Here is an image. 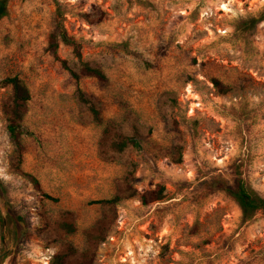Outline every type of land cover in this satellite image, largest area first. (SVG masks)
Returning <instances> with one entry per match:
<instances>
[{
  "label": "rangeland",
  "instance_id": "374dc122",
  "mask_svg": "<svg viewBox=\"0 0 264 264\" xmlns=\"http://www.w3.org/2000/svg\"><path fill=\"white\" fill-rule=\"evenodd\" d=\"M4 1L0 81L30 98L19 151L0 86V264H264V212L245 220L210 186L239 177L264 197V0ZM58 3L104 78L75 79L48 48ZM115 130L140 147L113 151Z\"/></svg>",
  "mask_w": 264,
  "mask_h": 264
},
{
  "label": "trees",
  "instance_id": "16d2710c",
  "mask_svg": "<svg viewBox=\"0 0 264 264\" xmlns=\"http://www.w3.org/2000/svg\"><path fill=\"white\" fill-rule=\"evenodd\" d=\"M6 12V3L4 0H0V17L5 15ZM62 14V6L58 3L55 13V25L49 35L48 48L52 51L55 58L62 63L63 67L67 69L75 79L79 80L83 77L88 76L104 78L105 73L102 71L101 68L97 66H92L89 62L83 59L81 43L75 37L69 35L67 30L64 28L62 24ZM262 19L264 20V16L262 17ZM96 21H99V19H97ZM60 43H64L73 47V51L78 59V63L81 65L80 68L77 69L76 67H73L68 59L61 58L58 55V47ZM214 83L215 85L219 86V79H214ZM7 85H10L13 90L9 105L10 116L8 123V131L10 133L12 141L16 145V148L21 151L22 144L20 137L23 134V131L20 130L21 124L19 120L23 116L22 108L28 102L30 98V92L28 87L18 76L7 77L0 81V86ZM79 92L80 98L83 101L90 103V108L97 121L100 123L102 122L105 125L103 118L100 116V110L96 107L95 103H93L89 98H87L82 90H79ZM111 122L112 121H107L106 126L104 127V130L106 132L111 130L113 131L114 126L111 127ZM130 145L140 147V143L139 141H137L136 137L115 130V135L112 137L110 142V148L113 151L120 152L129 147ZM34 181L36 187L41 190L38 180L34 179ZM210 186L212 187V189H222L234 196L242 209L245 220L251 219L259 211L264 212V197L261 196L257 191L249 188L239 177L235 180L234 183H231L229 179L223 177L222 175H217L210 180ZM1 187L2 185L0 183V189ZM43 194L49 198L55 199L46 192H43ZM163 198L164 195L162 187L157 192L148 191L142 194L141 196V200L144 204L161 201ZM100 201L103 203H110L112 202V199H105ZM66 225L69 230L74 231L73 224L70 223ZM67 255V253L57 255L53 264H63Z\"/></svg>",
  "mask_w": 264,
  "mask_h": 264
}]
</instances>
